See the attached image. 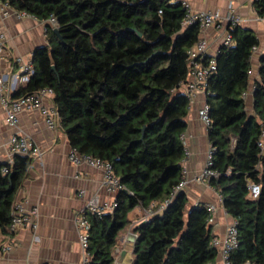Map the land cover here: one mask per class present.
I'll use <instances>...</instances> for the list:
<instances>
[{
	"label": "trees",
	"instance_id": "trees-1",
	"mask_svg": "<svg viewBox=\"0 0 264 264\" xmlns=\"http://www.w3.org/2000/svg\"><path fill=\"white\" fill-rule=\"evenodd\" d=\"M5 1L41 21L53 18L61 37L46 25L48 44L35 51L33 74L13 97L51 89L69 145L110 163L123 186L111 213L87 215L91 264H112L127 214L151 205V215L133 228L131 264H217L205 204L190 207L186 193H174L184 171L182 136L189 114L180 87L189 78L187 53L200 37L197 24L183 25L182 3ZM252 8L264 17V0H254ZM226 31L231 41L218 48L215 70L205 85L211 168L218 173L208 186L236 224L238 245L230 264H264V152L256 145L264 131V54L258 59L249 110L242 95L249 91L258 39L239 26ZM12 160V165L0 162V243L11 234L10 208L31 162L20 154ZM248 183L259 187L255 199L248 197ZM165 200L167 205L158 209Z\"/></svg>",
	"mask_w": 264,
	"mask_h": 264
},
{
	"label": "crops",
	"instance_id": "crops-1",
	"mask_svg": "<svg viewBox=\"0 0 264 264\" xmlns=\"http://www.w3.org/2000/svg\"><path fill=\"white\" fill-rule=\"evenodd\" d=\"M185 2L192 11H217L222 17L219 27H208L200 31L209 56H215L223 44L227 33L224 21L232 11L239 17V27L249 30L258 39V46L251 56V87L258 79L257 64L264 54V21L252 8V0H173ZM32 16L16 18L0 17V30L5 39L0 52V72L5 75L7 84L15 87V92L24 87L19 82L14 84L19 75L14 63L16 58L32 64L37 49L46 47V25ZM50 25V24H49ZM205 102V94L197 93L189 104L187 129L184 133V145L189 155L184 160L185 176L192 179L198 175L205 164L210 148L207 130L198 120L197 111ZM247 108L251 110V96L247 99ZM20 132L30 138L43 150L41 160L31 159L23 182L15 194L14 202H23L26 211L33 208L37 216L30 226L16 229L4 237L2 242L11 246V250L0 256V264H80V250L77 231L74 226L75 216L84 209L86 203L97 196L100 205L108 204L114 196L101 187V172L86 165L75 166L67 160L71 148L61 128L48 129L39 113L24 111L19 115L17 128H11L4 120L0 105V162L13 158L9 151L10 136ZM83 191V195H79ZM186 195L190 207L195 204H208L215 208L212 216L213 236H222L226 227L233 221L220 205L217 193L205 183H190ZM189 207V208H190ZM145 217V210L136 206L128 214L127 227L119 233L112 250L115 257L112 264H131L133 228Z\"/></svg>",
	"mask_w": 264,
	"mask_h": 264
},
{
	"label": "built area",
	"instance_id": "built-area-1",
	"mask_svg": "<svg viewBox=\"0 0 264 264\" xmlns=\"http://www.w3.org/2000/svg\"><path fill=\"white\" fill-rule=\"evenodd\" d=\"M254 0H252L253 2ZM182 6L185 9V17L183 20V25L197 24L200 31L208 27H219L221 21L223 20L219 12L217 11H192L189 8V5L185 2H182ZM15 16L16 18L30 17V15L23 11H18L9 6L7 1L0 0V17L6 18L9 16ZM264 21V17L260 18ZM227 26L230 28L236 27L239 25V17L236 16L232 11H229L224 19ZM48 23L51 27L55 28V20L50 18ZM5 36L0 30V52L2 50L3 42ZM231 39L230 35L226 33L223 44L229 45ZM255 50V49H254ZM187 61L190 68L189 78L184 82L180 89L186 95L189 100V104L193 101L194 96L197 93L205 94V85L207 77L215 70V59L214 56H209L207 53V46L204 40L198 39V41L193 45V47L188 51ZM205 60V63L201 61ZM15 65L18 68L19 75L15 76L14 84L20 83L25 85L30 76L33 74V67L31 63L23 61L21 58H16L14 60ZM252 70L248 72L249 76L252 75ZM253 85L249 88L248 92L243 93V98L247 101L250 96ZM15 93V87L11 84H7L5 75L0 72V105L4 115V120L7 125L11 128H17L19 115L24 111L37 112L42 118L45 126L54 130L60 126V117L52 103L53 92L49 88H43L38 90L35 93L29 95H22L18 97H13ZM208 105L206 102H203L200 108L197 111L198 120L203 124L205 129L210 125V120L208 117ZM184 141V136H182ZM257 148L260 153L264 152V131H261L259 138L256 142ZM9 151L12 155L20 154L27 156L30 159L41 160L43 156V150L36 146L34 142L21 135L20 132L13 133L8 141ZM189 155L187 149L184 150V160ZM67 160L75 166L86 165L93 169H97L101 172V187L108 193L114 196V199L108 203L100 205L97 196H93L85 205L84 209L80 211L74 218V226L77 231L78 244L80 250V264H91L90 256L87 251L88 247V231H89V222L87 215H97L100 216L105 213H111L116 208L115 195L118 191L123 190V186L119 183L118 178L113 173V168L110 163L102 161L98 158L92 157L87 154H82L77 151L75 148H70L67 154ZM9 165H12L13 160L7 162ZM212 166V150L209 148L205 164L200 173L194 176L192 179H188L185 176V171H183V176L174 188V193L177 192H186L190 183H205L208 184V180L211 178H216L218 173L211 168ZM2 173H7V168L1 169ZM248 197L255 199L259 194V187L248 183ZM83 191H79V195H83ZM218 199L220 201V195L217 193ZM168 201L165 200L159 205L158 209H162L167 205ZM199 203L193 204L191 207H196ZM208 212L211 217L209 222L212 223V216L215 212V208L212 205L206 204ZM151 205L148 209L145 210V217L142 220L146 219L151 215ZM37 216L36 208L26 211L23 202H14L10 208V223L8 229L10 233H13L16 229L30 226L35 228V224L32 223L33 218ZM135 235H132L129 238L132 245L134 244ZM238 245L237 239V230L236 224L232 221L225 229V232L222 236H213L211 239V246L218 249V260L217 264H230L229 255L232 253ZM11 246L5 242L0 243V256L9 252ZM112 259L115 260V257L112 255ZM50 264V263H47ZM250 264V263H245Z\"/></svg>",
	"mask_w": 264,
	"mask_h": 264
},
{
	"label": "water",
	"instance_id": "water-1",
	"mask_svg": "<svg viewBox=\"0 0 264 264\" xmlns=\"http://www.w3.org/2000/svg\"><path fill=\"white\" fill-rule=\"evenodd\" d=\"M53 32L61 40V37H60L58 30L56 28H53Z\"/></svg>",
	"mask_w": 264,
	"mask_h": 264
}]
</instances>
